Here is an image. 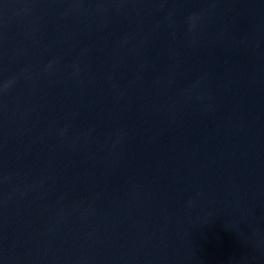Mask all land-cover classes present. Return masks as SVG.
I'll return each instance as SVG.
<instances>
[{
	"label": "water",
	"instance_id": "obj_1",
	"mask_svg": "<svg viewBox=\"0 0 264 264\" xmlns=\"http://www.w3.org/2000/svg\"><path fill=\"white\" fill-rule=\"evenodd\" d=\"M0 264H264V0H0Z\"/></svg>",
	"mask_w": 264,
	"mask_h": 264
}]
</instances>
